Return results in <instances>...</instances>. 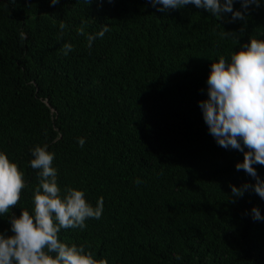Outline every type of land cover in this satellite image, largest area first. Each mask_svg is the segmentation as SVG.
<instances>
[{
	"label": "trees",
	"instance_id": "trees-1",
	"mask_svg": "<svg viewBox=\"0 0 264 264\" xmlns=\"http://www.w3.org/2000/svg\"><path fill=\"white\" fill-rule=\"evenodd\" d=\"M103 25L89 49L86 35ZM251 38L264 39V8L227 23L147 0H0V151L25 183L0 231L33 212L32 149L46 146L62 194L104 201L100 219L62 229V242L107 264H264V222L246 215H264V200L231 196L230 184L252 182L235 169L242 153L217 145L198 107L211 61Z\"/></svg>",
	"mask_w": 264,
	"mask_h": 264
},
{
	"label": "clouds",
	"instance_id": "clouds-1",
	"mask_svg": "<svg viewBox=\"0 0 264 264\" xmlns=\"http://www.w3.org/2000/svg\"><path fill=\"white\" fill-rule=\"evenodd\" d=\"M147 2L161 13L193 5L227 23L243 22L249 9L264 8V0ZM58 3L59 0H50L53 6ZM84 3L88 5L91 0H84ZM237 3L239 8L234 7ZM66 27L60 24L62 32ZM110 30L103 25L95 33L86 35L82 27L78 34L86 35L87 47L91 49L94 41L102 39ZM72 50L73 45L66 42L61 53L67 56ZM198 107L217 145L242 153L243 158L235 162V169L243 171L252 182L239 186L230 184L231 196L241 198L251 191L264 200V178L256 168L264 166V39L251 38L233 51L230 59L221 56L211 61L206 77V98L198 101ZM77 142L80 147L85 144L82 137ZM32 157L30 166L39 170L40 178V185L33 194L34 210L31 214L21 210L19 215L9 216L10 231H0V264H107L106 260H97L91 252H86L82 245L66 244L58 238L62 229L83 230L87 219H100L104 211L103 198H98L93 206L86 201L82 190L66 188L62 194L57 183V169L53 166L54 153L46 146H36L32 149ZM24 187L23 173L5 152L0 151V218L18 204ZM246 215L264 222L258 207H252Z\"/></svg>",
	"mask_w": 264,
	"mask_h": 264
},
{
	"label": "bare ground",
	"instance_id": "bare-ground-1",
	"mask_svg": "<svg viewBox=\"0 0 264 264\" xmlns=\"http://www.w3.org/2000/svg\"><path fill=\"white\" fill-rule=\"evenodd\" d=\"M61 14H62V13H61ZM136 21H137V20H136ZM258 238H259V237H258ZM261 238H262V237H261ZM260 241H261V240H260ZM251 244H252V243H251ZM260 245H261V243H260ZM261 247H262V246H261ZM254 249H255V248H254ZM262 252H264V251H262ZM262 252H261V253H262ZM249 255H250V254H249ZM257 262H258V261H257Z\"/></svg>",
	"mask_w": 264,
	"mask_h": 264
}]
</instances>
